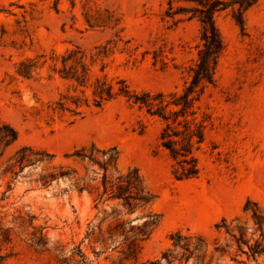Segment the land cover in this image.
Instances as JSON below:
<instances>
[{"label":"rangeland","instance_id":"rangeland-1","mask_svg":"<svg viewBox=\"0 0 264 264\" xmlns=\"http://www.w3.org/2000/svg\"><path fill=\"white\" fill-rule=\"evenodd\" d=\"M168 3L173 9L190 6L187 0H0V119L17 132L0 172L22 147L53 156L49 163L0 177L2 264H133L121 253L126 250L120 233L131 235L149 218L125 215L118 202L96 210L92 197L77 191L84 182L97 184L95 167L66 156L91 145L116 148L117 171L136 169L155 196L152 211L159 221L141 243L137 264L158 260L170 247L169 236L186 230L201 236L209 253L215 247L225 250L213 264H264V252L254 258L248 253L256 241L264 247V0L245 14L243 30L230 14L217 18L224 52L216 82L201 101L212 125L197 153L196 179L173 178L171 161L158 146L160 124L124 98L73 121L68 113L51 110L69 82L50 74L47 65L29 78L15 72L18 63L40 54L74 47L95 53L109 43L108 53L92 68L95 75L122 79L137 91H174L194 60L200 25L186 16L172 25L164 18ZM89 9L113 12L121 32L89 27L82 15ZM139 121L146 125L143 134ZM82 165L88 169L84 182L77 180ZM57 167L78 175L42 186L41 175ZM120 223L117 236L108 239Z\"/></svg>","mask_w":264,"mask_h":264},{"label":"trees","instance_id":"trees-1","mask_svg":"<svg viewBox=\"0 0 264 264\" xmlns=\"http://www.w3.org/2000/svg\"><path fill=\"white\" fill-rule=\"evenodd\" d=\"M189 7L173 9L168 3L164 18L172 25L181 21L179 16H186L187 21L195 20L200 25L198 42L195 45V55L192 63L184 68L182 85L171 92H150L131 89L122 79L108 80L107 76H97L93 73V66L108 53V44L95 48V53H87L79 47L65 50L62 54L51 52L49 55L40 54L35 58L26 59L16 66V74L29 78L47 65L48 72L69 82L65 93L59 95L53 113L69 116L75 121L85 114L99 110L106 104L124 98L133 105L143 117L153 119L160 124L158 146L167 153L170 161V171L177 181L196 179L200 173V164L197 153L201 149L208 128L212 125L211 117L201 106L205 90L216 82L215 75L220 58L224 52V42L217 26V18L222 14H230L239 28L243 30L245 14L257 4L259 0H187ZM72 5H74L72 3ZM84 22L89 27H111L120 31V19L113 12L101 13L89 9L82 14ZM103 67L100 72L102 73ZM139 134H143L146 125L138 122ZM17 140V132L0 119V160L4 151ZM53 156L45 151L31 147H22L10 157L5 167L0 172V177L16 176L26 165H33L52 160ZM66 158H74L75 162H88L95 167L97 181L95 186L84 182L87 167L82 165L83 176L77 180L84 182L77 191H85L94 203L93 208L98 210L109 202H118L125 215L135 213L146 214L149 221L130 230L131 235L120 233L125 245V252H121L125 259H133L137 264V257L141 243L150 235L152 229L159 221L153 213L152 205L155 196L144 186L136 169L119 173L116 168L118 152L116 148L99 149L94 145L89 148L76 150ZM2 165H0V168ZM78 175L75 169L67 170L64 167L52 168L41 175L42 186H47L51 181ZM253 218L258 229L262 230L263 222L257 211ZM123 225L117 224L108 233V239L118 234V229ZM93 231L86 236L93 235ZM236 243L240 239L232 236ZM170 247L165 250L160 258L140 264H213L217 259L225 256L222 247L213 248L209 253L205 240L197 235L178 231L169 236ZM264 252L262 242L256 241L248 245V253L254 258ZM3 258L0 257V264ZM233 261V259H231Z\"/></svg>","mask_w":264,"mask_h":264}]
</instances>
